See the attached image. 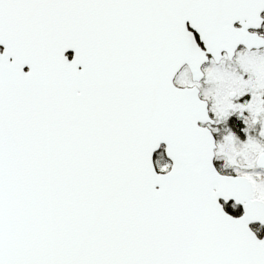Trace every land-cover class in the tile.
I'll return each instance as SVG.
<instances>
[{
	"label": "snow or ice",
	"instance_id": "snow-or-ice-1",
	"mask_svg": "<svg viewBox=\"0 0 264 264\" xmlns=\"http://www.w3.org/2000/svg\"><path fill=\"white\" fill-rule=\"evenodd\" d=\"M0 264H264V0H0Z\"/></svg>",
	"mask_w": 264,
	"mask_h": 264
}]
</instances>
